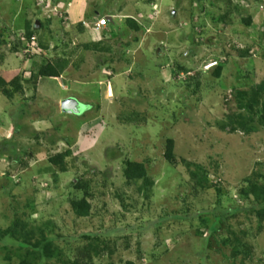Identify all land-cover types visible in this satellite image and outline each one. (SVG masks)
<instances>
[{
  "label": "rangeland",
  "instance_id": "obj_1",
  "mask_svg": "<svg viewBox=\"0 0 264 264\" xmlns=\"http://www.w3.org/2000/svg\"><path fill=\"white\" fill-rule=\"evenodd\" d=\"M81 1L0 0L8 80L73 51L59 79L38 78L35 90L24 82L11 101L0 94V230L49 222L63 255L47 264H66L91 236L92 264H264V101L239 105L241 91L264 83V0H85L92 21L114 7L118 15L98 31L104 52L81 49L78 8L65 15ZM36 21L54 48L25 61L10 47ZM209 62L219 77L203 70ZM66 98L79 114L62 112ZM167 139L178 162L200 165L199 184L166 162ZM65 149L68 170L54 182L47 157ZM126 161L146 165L148 198L126 181ZM81 176L93 194L86 217L70 206ZM250 182L260 198L243 194ZM17 249L0 241V264H16Z\"/></svg>",
  "mask_w": 264,
  "mask_h": 264
},
{
  "label": "trees",
  "instance_id": "obj_2",
  "mask_svg": "<svg viewBox=\"0 0 264 264\" xmlns=\"http://www.w3.org/2000/svg\"><path fill=\"white\" fill-rule=\"evenodd\" d=\"M51 1L53 2V0ZM100 16L102 17L101 13ZM46 19L49 18L46 17ZM244 22L246 25L250 24L249 19L244 20ZM125 23L134 31H138L140 29L138 23L130 17L126 18ZM111 24H113V20ZM41 26L42 24L40 25V28ZM76 26L80 32L83 30V24L81 22H78ZM40 28L36 29L34 23L27 22L24 27V36L29 37L34 33H38ZM111 30H113V28H110V31ZM40 39L39 46L45 48V44L43 43L41 37ZM2 44H7L10 46V43L5 41L4 38L3 41L0 39V45ZM24 47V43L19 39V37H17L16 42L11 44L10 49L11 52L15 54L19 53ZM81 49L104 52L107 47L104 45L102 40H99L97 42L84 43L81 45ZM69 54L72 55L73 51L55 58L49 57L46 59L45 63L38 67V69L35 71L36 73L30 72V70H25L23 74H15L9 80L3 76L2 72L0 71V94L3 95L7 100L11 101L15 98V96L22 95L25 92L24 82L31 81L30 83H33L32 88L35 90L38 78H58L72 62L70 59L71 56ZM243 54L244 51L240 53L241 56H244ZM3 61L4 54L0 51V67ZM73 66L76 67V65ZM220 72L221 66L219 64L213 70V74L214 76L219 77ZM6 75L10 76V73L8 72ZM239 95L240 107H244L250 111V107L246 104L249 98V100H254L255 104H258L259 101H264V83H260L255 88H252L250 92L241 91ZM240 127L242 128L243 125ZM253 130L254 128L251 125L249 127H243V131L245 133L252 132ZM164 149L163 156L166 162L172 166L177 163L182 164V166L186 168L191 180L194 183L199 184V178L197 177L196 171L197 169L201 168L200 165L186 161L184 159H181L180 162H178L174 154V143L171 139L166 140ZM71 156V150L65 149L63 151L53 153L47 157V162L55 168V172L52 175L54 182L57 181V173H64L68 170L67 159ZM124 176L128 183L135 184L138 193L142 194L145 198H148V194L151 190V181L148 178L147 167L143 162L126 161ZM203 178L205 181H207L205 176ZM71 184L76 191L81 193V197H74L71 199L70 206L77 216L86 217L89 215L91 209L89 200L93 196L91 192V181L86 179V177L81 176L80 178L76 179V183L72 182ZM256 184L257 183L250 182V184L242 191L243 194H250L256 197V199L260 198L262 193ZM48 225L49 222H45L40 226H30V228L27 229V224L25 225L19 219H16L12 222L11 228L0 230V241L3 242L4 246L13 245L18 248V251H22L21 253H16L18 259L16 264H47V261L56 257H61L63 255L61 249H59V247L55 244L54 235L52 234ZM95 240L99 239L94 236L88 237V242L82 251L76 255L67 256L65 259H63V262L66 264H92V256L90 252L91 250H94L95 247H97ZM95 253L96 251H94V254Z\"/></svg>",
  "mask_w": 264,
  "mask_h": 264
},
{
  "label": "crops",
  "instance_id": "obj_3",
  "mask_svg": "<svg viewBox=\"0 0 264 264\" xmlns=\"http://www.w3.org/2000/svg\"><path fill=\"white\" fill-rule=\"evenodd\" d=\"M72 3V2H71ZM50 6H47L46 5V12H43L44 14H46L47 15V12H49L50 11V9H48ZM75 8H78L77 10H76V21H77V23L78 22H81L82 24H83V30L80 32L79 31V29H78V37L82 40H80L81 42H82V44H84V43H91V42H97V41H99L100 39H99V35H100V33L101 32H98L99 30H102V32H103V30H105V29H107L108 27H110L109 26V24L111 23H109V22H107V25H106V27H104V28H99V30H96L95 29V25H96V22H97V20L99 19V17H101L100 16V13L99 12H96L95 14H93L94 16H93V21H92V19L91 18H87V10H88V6H87V3H85V0H83V1H81V5H79L78 3H77V5H75L74 7H73V9H72V4H70V6L67 8H65V15H66V17L67 16H69V15H72V11L75 9ZM115 8V7H114ZM114 8H111V9H108V13H103V14H101L102 16H105V17H108V16H110L111 17V19L113 20V23H114V19L113 18H117L118 17V15L116 14V12H115V10H114ZM52 9L53 10H58V8H56V6L53 4L52 5ZM48 16H50V14H48ZM37 22V21H36ZM35 22V23H36ZM34 23V24H35ZM40 25V24H39ZM69 26H71V25H69ZM35 27H36V24H35ZM109 32H110V30H108ZM40 32V31H39ZM43 34V33H42ZM49 35V34H48ZM83 36H85V37H83ZM45 36H44V34H43V36H42V38H44ZM83 37V38H82ZM45 38H48V37H45ZM48 40V43L50 44L49 45V47H50V49H53L54 48V44H53V42H52V40L50 39V38H48L47 39ZM49 40H51V41H49ZM49 49V50H50ZM53 50H51V52H52ZM73 55V54H72ZM70 59H72V57L70 58ZM71 63H73V62H71ZM27 64H30V63H26V65ZM25 65V66H26ZM76 65V64H75ZM28 66V65H27ZM78 66L76 65V67L75 68H77ZM63 75V74H62ZM40 79H42V78H40ZM77 100V99H76ZM78 101V100H77ZM79 102V101H78ZM43 122H45V121H43Z\"/></svg>",
  "mask_w": 264,
  "mask_h": 264
},
{
  "label": "clouds",
  "instance_id": "obj_4",
  "mask_svg": "<svg viewBox=\"0 0 264 264\" xmlns=\"http://www.w3.org/2000/svg\"><path fill=\"white\" fill-rule=\"evenodd\" d=\"M47 6H50V5H48V3L46 4ZM45 5V6H46ZM153 5V4H152ZM154 6V5H153ZM51 16V15H50ZM50 16H47V17H50ZM109 22V21H108ZM36 29H39V28H37V27H35ZM104 28V27H103ZM31 36H35L36 37V42H37V45H38V48H39V50H35L34 52H37L38 54H43L42 52H45V51H50V50H53V49H50V47H49V43H46L45 44V48L44 47H40L39 46V38H38V34L37 33H34V34H32ZM31 36H29V37H25L24 36V33H22V34H20V35H18V37H19V39L21 40V37H23L24 38V40L22 41L23 43H24V45H25V47L19 52V53H15V54H17V55H19V56H21V54H22V56L21 57H23L24 58V60L26 61V59L27 60H30L29 58H25V56H29L30 57V54H26V53H23V51H24V49L26 48V45L28 44V42H29V38L31 37ZM49 44V45H48ZM50 49V50H49ZM33 54V53H32ZM31 54V55H32ZM209 63H213V62H209ZM208 63V64H209ZM207 65V64H206ZM205 65V66H206ZM204 66V67H205ZM204 67H203V70H209V69H212V70H214L216 67H217V62H215V64H212L208 69L206 68V69H204ZM63 74V73H62ZM59 77H62V75L61 76H59ZM59 77L58 78H52V79H59ZM110 89V95H111V86H109L108 88H107V91ZM108 93V92H107ZM76 100V99H75ZM77 101V100H76ZM78 102V101H77ZM77 109H79V102H78V107H77ZM63 112V111H62ZM64 113H67V114H72V113H68V112H64ZM80 113V109H79V112H77V113H74V114H79Z\"/></svg>",
  "mask_w": 264,
  "mask_h": 264
},
{
  "label": "built area",
  "instance_id": "obj_5",
  "mask_svg": "<svg viewBox=\"0 0 264 264\" xmlns=\"http://www.w3.org/2000/svg\"><path fill=\"white\" fill-rule=\"evenodd\" d=\"M107 22H108L107 17H105V16L100 17L97 20V22H96L95 29L99 30V28L105 27L107 25ZM21 40L23 41L24 38L21 37ZM35 50H39L37 42H36V37L35 36H31L29 38V42L26 45V48L24 49L23 53L31 55ZM212 64H215V62L207 64L204 67V69H206V68L208 69Z\"/></svg>",
  "mask_w": 264,
  "mask_h": 264
},
{
  "label": "water",
  "instance_id": "obj_6",
  "mask_svg": "<svg viewBox=\"0 0 264 264\" xmlns=\"http://www.w3.org/2000/svg\"><path fill=\"white\" fill-rule=\"evenodd\" d=\"M107 20L109 22H112V19L110 16L107 17ZM36 27L39 26L38 22L35 23ZM78 107V102L73 99V98H66L60 102V108L63 112H68V113H77L79 112Z\"/></svg>",
  "mask_w": 264,
  "mask_h": 264
}]
</instances>
